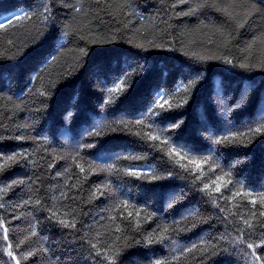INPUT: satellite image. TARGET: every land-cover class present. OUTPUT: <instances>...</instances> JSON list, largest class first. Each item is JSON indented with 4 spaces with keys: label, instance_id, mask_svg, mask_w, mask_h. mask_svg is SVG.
<instances>
[{
    "label": "trees",
    "instance_id": "obj_1",
    "mask_svg": "<svg viewBox=\"0 0 264 264\" xmlns=\"http://www.w3.org/2000/svg\"><path fill=\"white\" fill-rule=\"evenodd\" d=\"M216 2L243 6L245 0ZM199 3L0 0V16L31 15L0 28V157L27 154L0 169V186L24 181L0 193V219L8 228V240L0 239V264H15L7 255L9 243L20 264H108L103 249L116 236V246L127 245L116 264H251L247 243L264 238V209L242 195L221 197L241 187L264 190V135L240 137L244 143L214 141L264 121V43L252 44L264 34V0H248V7L261 11L246 21ZM192 8L194 14H184ZM214 28L229 34L226 46ZM193 53L216 58L200 60ZM120 80L126 81L122 91L110 94L107 89ZM158 93L182 106L161 109L155 105ZM110 96L117 98L112 102ZM141 116L151 128L121 123ZM137 129L141 135L134 134ZM153 129H164L174 147L218 165L204 182L229 173L233 183L221 182V192H213L226 211L199 190L203 182L193 184L173 162L178 157L169 159L167 145L154 148L160 141L143 137ZM130 153L142 159H125ZM89 164L96 168L91 174ZM108 164L114 165L111 173L99 170ZM149 165L158 175H174L150 182L123 171ZM100 185L107 186L103 195L96 191ZM125 200L127 207L120 203ZM57 217L75 219L76 227L64 228ZM241 217H251L252 227ZM241 235L245 243L237 244ZM89 241L102 250L100 256ZM29 251L34 255L21 259Z\"/></svg>",
    "mask_w": 264,
    "mask_h": 264
},
{
    "label": "snow or ice",
    "instance_id": "obj_2",
    "mask_svg": "<svg viewBox=\"0 0 264 264\" xmlns=\"http://www.w3.org/2000/svg\"><path fill=\"white\" fill-rule=\"evenodd\" d=\"M247 3H248V0H245V3L243 6L236 5L234 3L221 5L220 3L216 2V0H211V2H210V0H202V3H199L198 6L199 7H204V6L214 7L218 11L222 12L224 15H226L227 17L232 19L233 21L236 20L237 16L242 15L246 21V19L248 17L254 16L258 12L261 11L260 9L256 8L255 5L248 7ZM238 7H243V11L238 12L237 11ZM76 10L80 11V9H76ZM45 11H47V9H45ZM196 11H197V8H192V9H190V11L188 13H184V14L190 15V14H194ZM25 19H31V15L28 12H24L23 14L16 13L14 16H7V17L0 16V28L7 29L8 25H13L14 20H25ZM47 19H48V17H44V20L41 21V23L46 24ZM200 26L202 28L208 27V25L205 24L204 21L200 22ZM213 30H214V32L219 33L221 35V37H223L222 43L226 46L227 43L229 42V34H226L221 28H214ZM65 35H67V33H65ZM262 36H264V34H262ZM262 36H257L252 41V44H255L258 40H260L262 43H264V39H262ZM10 43H11V41H10ZM93 43H95V41H93ZM252 44L249 45V48L252 47ZM154 46L155 47H161L160 45H154ZM140 47H143V45H140ZM80 53L82 55H87V50L84 48H81ZM193 56H196V54L193 53ZM196 58L200 59V60H207V59H213L216 57L196 56ZM222 58L224 59L225 63H229V64L232 63V61L230 59H228L227 57H222ZM259 64H260L261 68H264V60L259 61ZM239 66L241 68L250 67V65L248 63H241ZM125 84H126L125 80H120L118 83H116L112 87L108 88L107 91L110 94L117 93L118 91H122ZM41 95H44V93H41ZM116 98L117 97H115V96H110V100L112 102H114V100ZM161 101H163V103H161ZM107 102H109V101H105V103H107ZM182 103H186V101H183ZM155 105L159 106L161 109H163L165 107V105H168V109H171L174 106L175 107L182 106V104L169 103V99H168L167 95H165L164 93H158L157 94V98L155 100ZM121 123L124 124L125 127H127L128 125H133V126L142 125L144 128H151L152 127V125H149L145 122V119L143 116L133 118L132 120H129V121H122ZM180 123H182V121ZM171 127H179V123H176V124L172 125ZM118 130H122V129H116V128L113 129V131H118ZM129 130H131V129H129ZM163 131H164V129H160L159 131H156L155 129H153V131H150V132L144 131L143 137H146L150 141H160V144H152L151 145L154 148H160L161 144L167 145L166 154L169 156V159L171 160L173 155L178 157V159L174 160L173 162L175 164H177L181 169H183L184 172H186L188 174V176L193 177V179H192L193 184H196L197 182H203V186L201 188H199V190L201 192H204L205 195H207L213 201V203H215L217 198L215 196H213V192H215V193L221 192V182H223L225 187H227V185H230L233 183V181L229 177V173L221 171V173L215 175V177L213 179H211L210 182H204L203 178L207 175V173L208 172H215L216 169L218 168V165L216 163L212 162L210 160V158L207 156L197 158L196 155H189V153L187 151H183L182 148H180V147H174L173 144L170 142V138L163 137ZM96 134L99 135L100 133L97 132ZM134 134L135 135H141V131L139 129H137L134 132ZM256 134L264 135V121H261V123L257 127L249 128L246 132L233 133L231 136L225 134L221 138L216 139L214 142L216 144L234 143L237 141H239L240 143H244L243 140H240V137H244V136L251 137V136H254ZM248 142L250 143L251 141L249 140ZM18 158H25L26 159L27 154L16 153V154H9V155L0 157V159H2V163H0V169H2L5 165H7L8 162H16L18 160ZM124 158L129 159V160H140V159H142L141 156L136 155L134 153H130L129 155L125 156ZM73 159L75 160V158H73ZM184 160H186L187 163H181V161H184ZM189 165H192V167L190 168ZM49 167H52V165H49ZM77 167L80 168L81 173L85 172L84 167H82L80 164H77ZM96 167H99V166H96ZM113 168H114V165L108 164L104 167H100L99 170L102 172L111 173ZM89 169H90V174H91V172L96 171V168L93 167V165H91V164H89ZM117 170L119 171L120 169H117ZM123 171L126 174L133 175V176L137 177L138 179L144 178L146 180H149L150 182L160 180V179H164L167 177H171L172 175H174V173H172V172H168L167 177H165L164 175H158L156 173V171L154 170V167L152 165H149L147 168H144V167L124 168ZM197 173H199V174H197ZM86 178L87 177H85V179ZM185 178H187V177H185ZM22 183H24L23 180H13L10 184L0 186V193H7L13 185L22 184ZM212 185H215V188H213ZM106 187H107L106 185L97 186L96 191L100 192V194L103 195V191H101V188H106ZM61 195L66 196V193H61ZM241 195L248 198V202L253 206H255L259 202L260 208L264 209V190H259V191H256L254 189L244 190L241 187L239 190L231 191L230 197H221V198H223V199H234L235 197L241 196ZM25 203H28V201H25ZM120 203L123 204L125 207L128 206V202L126 200L121 201ZM2 206L3 205H0V207H2ZM119 206H120V204L117 205V208H119ZM215 206L219 207L220 211H222V212L226 211V209L223 207H220V205L218 203H215ZM141 211H143V209H138L136 211L135 215L137 217H139ZM259 214H260V216L264 217V211H260ZM56 215L57 214L55 212H53V216L55 217ZM132 215H133V213L130 211L128 213V216L131 217ZM233 215H235V213H233ZM145 216L147 219H149V220L151 219V215L148 214L147 212H145ZM254 216H255V212L252 213V217H254ZM111 218L113 220H115V216H112ZM241 219L243 221V224L246 227H248V228L252 227L251 217L249 219H244L243 217H241ZM57 222L61 226H63L64 228L71 227L74 229L76 227L75 219L68 221L66 219H61V218L57 217ZM138 226H139V223H137V227ZM0 230L3 231V236L0 237V239L8 240V228L6 227L5 222L2 219H0ZM116 231H118V232L121 231L119 225L116 226ZM164 231L166 232L167 229H165ZM239 231L241 233H243V229H239ZM32 234L35 235L36 233L33 232ZM120 239H121L120 236H116L113 243L108 244L107 247L105 249H103V258L108 261V264H116V257H118L120 255L122 247L127 246L126 244L122 245V246H116L115 241H119ZM160 239H163L162 235H161ZM125 240H127V237H125ZM148 242L149 243L153 242L151 237H149ZM89 243H90V247L92 249L96 250V255L100 256L102 250L100 248H98L97 244L92 243L91 241H89ZM236 243L237 244L245 243V241L243 239V235H241V237H239L236 240ZM195 247L196 246L193 245L191 248H187L185 251L191 252L194 250ZM261 247H264V238H262L259 243H247V248L252 250L251 253L248 254L250 257L251 264H264V252L258 253L256 251L257 248H261ZM6 251H7V255L11 258V260L15 261V264H20V259L17 258L15 252L13 251V245L11 243H9L7 245ZM110 252H111V255L109 254ZM32 255H34V253L29 251L26 254H24L21 257V259L26 260ZM155 264H164V262L157 260L155 262Z\"/></svg>",
    "mask_w": 264,
    "mask_h": 264
}]
</instances>
